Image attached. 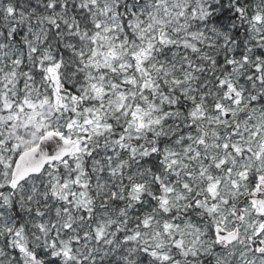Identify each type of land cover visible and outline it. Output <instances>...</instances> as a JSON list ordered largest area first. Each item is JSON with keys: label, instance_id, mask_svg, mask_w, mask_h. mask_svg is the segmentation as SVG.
<instances>
[{"label": "snow or ice", "instance_id": "1", "mask_svg": "<svg viewBox=\"0 0 264 264\" xmlns=\"http://www.w3.org/2000/svg\"><path fill=\"white\" fill-rule=\"evenodd\" d=\"M0 264H264V0H0Z\"/></svg>", "mask_w": 264, "mask_h": 264}]
</instances>
